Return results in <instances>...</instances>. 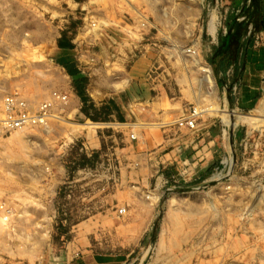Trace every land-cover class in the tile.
I'll list each match as a JSON object with an SVG mask.
<instances>
[{
	"label": "rangeland",
	"instance_id": "obj_1",
	"mask_svg": "<svg viewBox=\"0 0 264 264\" xmlns=\"http://www.w3.org/2000/svg\"><path fill=\"white\" fill-rule=\"evenodd\" d=\"M201 5V0H0V243L5 242L10 258L30 264L47 259L68 241L71 222L85 215L83 206L103 201L114 189L112 161L98 172L78 175L101 161L87 158L78 142H66L74 132L98 123L72 110L76 103L81 108L86 102L95 105L88 94L91 79L122 89L115 82L135 59L134 49L116 45L115 29L124 11L142 13L136 16L142 28L152 25V43H157L152 57H172L184 96L190 100L193 93L205 94L194 106L197 111L213 110L216 91L202 83L198 65V59L203 63ZM164 71V63H152V75ZM174 82L167 83L173 91ZM53 91L66 97L65 105L55 103L48 120L58 125L54 131L47 125L9 133L1 128L6 97L26 101L35 112ZM262 101L250 111L220 108L226 145L220 176L208 189L163 196L156 239L144 264L152 258L170 264H264V97ZM110 102L114 105L106 97L96 108ZM105 111L90 114L100 120ZM232 112L250 120L235 122L228 115ZM57 151L59 161L54 159ZM23 217L26 223L16 222ZM164 225L167 251L158 254ZM110 241L111 234L102 235L98 250H122Z\"/></svg>",
	"mask_w": 264,
	"mask_h": 264
},
{
	"label": "crops",
	"instance_id": "obj_2",
	"mask_svg": "<svg viewBox=\"0 0 264 264\" xmlns=\"http://www.w3.org/2000/svg\"><path fill=\"white\" fill-rule=\"evenodd\" d=\"M201 2V14L205 15L200 51L203 63L199 59L198 62L208 67L216 91L213 110L202 113L195 130L177 126V121L186 117L205 94L193 93L190 100L184 96L178 74L172 72V64H175L172 57H152V45H157L152 43V25L142 28L139 25L142 13L124 11L115 29L119 35L116 45L134 49L135 59L120 78L122 81L115 82L122 89L117 92L112 83L105 85L97 78L90 80L88 88L95 107L103 105L107 97L114 102L117 112L108 122L86 126L91 130L74 132L66 142L67 145L78 142L87 158L96 155L101 161L95 169L88 170V174L84 170L78 175L98 172L105 167V161H112L116 176L114 189L103 201L87 202L83 206L85 215L71 222L73 226L63 247L49 253L41 262L36 259L33 264H144L156 239L158 208L163 196L208 189L218 180L226 154L220 108L250 111L263 102L260 87L264 77V0ZM136 16L140 17L136 19ZM152 63H164L165 71L152 75ZM173 80L174 91L167 85L170 81L172 86ZM74 105L72 110L79 112L80 103ZM228 115L242 124L250 120L233 112ZM57 126L49 123L47 129L54 131ZM131 135L135 138L131 139ZM237 137L233 142H237ZM55 154L54 159L59 161L60 151ZM25 209L27 211L28 207ZM119 209L124 210L121 218ZM54 218L52 216V220ZM16 222L27 221L23 217ZM166 223L167 219L162 221ZM165 225L161 226L156 244L158 254L167 251L163 246L167 234ZM1 230L0 222V241H4ZM104 234H111L112 246L122 250H98ZM0 264L30 263L10 258L5 242H1ZM148 264L170 263L167 259L152 258Z\"/></svg>",
	"mask_w": 264,
	"mask_h": 264
},
{
	"label": "built area",
	"instance_id": "obj_3",
	"mask_svg": "<svg viewBox=\"0 0 264 264\" xmlns=\"http://www.w3.org/2000/svg\"><path fill=\"white\" fill-rule=\"evenodd\" d=\"M260 93L264 97V77L261 79ZM65 105L66 97L61 96L57 91L51 93L50 99L39 105L35 112L28 108L26 101L18 98L6 97L4 99V118L1 121V128L9 133L33 127H43L48 124V120L53 118V113L56 111L55 103ZM201 113L195 107H191L188 115L177 121L178 127H186L189 130H195L198 119ZM134 139V135L130 136ZM119 214L123 210L118 211Z\"/></svg>",
	"mask_w": 264,
	"mask_h": 264
},
{
	"label": "trees",
	"instance_id": "obj_4",
	"mask_svg": "<svg viewBox=\"0 0 264 264\" xmlns=\"http://www.w3.org/2000/svg\"><path fill=\"white\" fill-rule=\"evenodd\" d=\"M86 98H87V96H84V101H87ZM103 111H105L104 116H103L104 118H102L100 120H98L99 118H97V116L93 117L91 115L93 113H98V112H103ZM80 112L83 115H85L87 117V119H89L90 121H93V122H108V121H110L111 116L113 115V113L117 112V108L111 102L107 103L105 106H102L101 108H96L95 105H93L92 103L89 104L88 102H86L85 104H83V107L80 109ZM117 118L120 119V116H117ZM92 159H96V155H93Z\"/></svg>",
	"mask_w": 264,
	"mask_h": 264
},
{
	"label": "bare ground",
	"instance_id": "obj_5",
	"mask_svg": "<svg viewBox=\"0 0 264 264\" xmlns=\"http://www.w3.org/2000/svg\"><path fill=\"white\" fill-rule=\"evenodd\" d=\"M213 21V19H212ZM213 25V24H212ZM211 26V25H210ZM212 27V26H211ZM212 29V28H211ZM212 31V30H211ZM200 67V70L202 72V83L208 84V85H213L212 83V79L210 77V73H209V69L208 67H206L205 65H200L198 64ZM213 88V87H212Z\"/></svg>",
	"mask_w": 264,
	"mask_h": 264
}]
</instances>
